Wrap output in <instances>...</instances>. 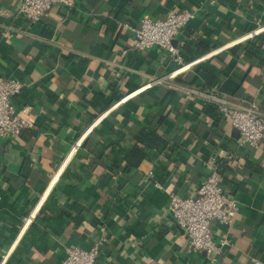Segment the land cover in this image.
Segmentation results:
<instances>
[{"label":"crops","instance_id":"crops-1","mask_svg":"<svg viewBox=\"0 0 264 264\" xmlns=\"http://www.w3.org/2000/svg\"><path fill=\"white\" fill-rule=\"evenodd\" d=\"M20 2L0 0V76L24 83L13 104L30 106L29 128L0 136V264H61L66 246L96 243L94 264H264V141L239 145L191 92L216 86L264 112V36L251 40L259 58L244 52L247 40L231 49L264 27V0H73L34 24L17 16ZM182 9L195 18L173 44L184 61L203 58L140 89L176 63L157 47L134 50L124 24ZM151 132L164 142L130 166L135 139ZM208 162L237 205L228 225L211 223L214 262L189 250L168 210L170 193L194 195Z\"/></svg>","mask_w":264,"mask_h":264},{"label":"built area","instance_id":"built-area-1","mask_svg":"<svg viewBox=\"0 0 264 264\" xmlns=\"http://www.w3.org/2000/svg\"><path fill=\"white\" fill-rule=\"evenodd\" d=\"M58 5L71 8L73 0H21L17 16L29 24L39 21L51 6ZM195 18V12L190 9L172 11L164 19H153L147 14L140 19L138 27L128 23L124 27L132 33L134 50L142 52L153 47L164 50L172 56L176 67L166 76L147 82L140 89L148 88L155 82L165 81L169 76H174L188 69L203 57L195 60L184 61L179 50L173 44L174 38ZM264 30L256 28L231 44L244 42ZM24 83L19 80L0 76V136H18L29 128L30 119L28 112L30 106L17 108L13 99L21 93ZM191 92L204 101L212 102L237 131V143L254 147L264 141V112L256 99L247 101H234L221 95L216 86L204 89H191ZM78 139L71 147L66 161L73 155L81 143ZM229 156V154H228ZM209 172L197 186L194 195L179 196L169 194L168 210L176 224L182 228L187 238L188 248L193 252H203L211 262L216 261L219 248L212 238L211 223L216 222L228 225L237 210L236 201L222 186L221 177L215 166L208 162ZM147 176H152L149 171ZM28 218L26 225L31 222ZM100 244L96 243L89 249L77 245L64 248L61 264H94L99 254Z\"/></svg>","mask_w":264,"mask_h":264},{"label":"trees","instance_id":"trees-1","mask_svg":"<svg viewBox=\"0 0 264 264\" xmlns=\"http://www.w3.org/2000/svg\"><path fill=\"white\" fill-rule=\"evenodd\" d=\"M54 6V5H53ZM52 7V6H51ZM179 11V10H178ZM261 34V35H259ZM257 35H259L258 37H263L264 36V30H262L260 33L254 35L252 38H254L255 40H257ZM249 39L245 42L246 45L244 47V52L249 55V56H255V57H258L260 56V54L262 53V49L253 44V42L251 41L252 40ZM240 44H243L242 42L240 43H236L232 46V50L234 48H237V47H240ZM264 56V54L262 55ZM183 57V56H182ZM263 60V59H262ZM202 75L204 76V78L207 80V81H212L213 80V77L211 75H209L207 72L205 73H202ZM221 88L223 90H226L230 93H233L235 90H236V87H232L230 85L229 82L227 81H223L222 84H221ZM204 112L208 115H210L212 118L215 119V121H218L219 119L221 120H227L229 122V120L221 113L218 111L216 105L212 102H209V101H205L204 102ZM229 126L231 128H233L229 122ZM164 140L161 139L160 137H158L157 135H155V133H148V134H145V133H141L136 139H135V143L134 145L132 146V149H131V153L128 155V157L126 158L127 159V162L130 166L132 167H135L138 165V163H140V161H142V159L144 158L145 156V150L146 149H151V148H156L158 147L159 143H163ZM227 159H230L229 157H224L223 159L219 160V165H224L227 163ZM225 166V165H224ZM223 167V166H222ZM216 170L219 172L220 174V177L223 175V168L221 167H217ZM223 186V184H222ZM101 247V246H100ZM100 251V250H99Z\"/></svg>","mask_w":264,"mask_h":264},{"label":"water","instance_id":"water-1","mask_svg":"<svg viewBox=\"0 0 264 264\" xmlns=\"http://www.w3.org/2000/svg\"><path fill=\"white\" fill-rule=\"evenodd\" d=\"M236 130V129H235Z\"/></svg>","mask_w":264,"mask_h":264}]
</instances>
